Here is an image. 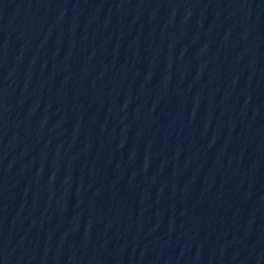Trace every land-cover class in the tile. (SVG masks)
<instances>
[{
	"label": "water",
	"instance_id": "95a60500",
	"mask_svg": "<svg viewBox=\"0 0 264 264\" xmlns=\"http://www.w3.org/2000/svg\"><path fill=\"white\" fill-rule=\"evenodd\" d=\"M0 264H264V0H0Z\"/></svg>",
	"mask_w": 264,
	"mask_h": 264
}]
</instances>
